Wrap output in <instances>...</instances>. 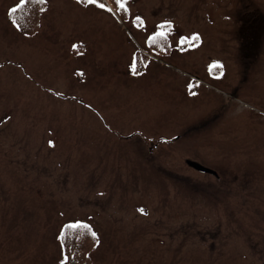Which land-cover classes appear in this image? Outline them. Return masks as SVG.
Returning a JSON list of instances; mask_svg holds the SVG:
<instances>
[{"label": "rangeland", "instance_id": "rangeland-1", "mask_svg": "<svg viewBox=\"0 0 264 264\" xmlns=\"http://www.w3.org/2000/svg\"><path fill=\"white\" fill-rule=\"evenodd\" d=\"M21 1L0 0V264H60L67 225L92 264H264V0H28V30Z\"/></svg>", "mask_w": 264, "mask_h": 264}, {"label": "trees", "instance_id": "trees-1", "mask_svg": "<svg viewBox=\"0 0 264 264\" xmlns=\"http://www.w3.org/2000/svg\"><path fill=\"white\" fill-rule=\"evenodd\" d=\"M36 2L37 4L42 3L40 0H36ZM37 12V9H32L28 0H25L16 10L11 11V16L17 20L19 26H22L24 30H28L33 22L37 21L38 24ZM74 226L70 225V227ZM61 235L67 253L60 264H92L88 252L95 247V242L89 238L92 235L86 227L79 226L70 229L67 225L62 230Z\"/></svg>", "mask_w": 264, "mask_h": 264}, {"label": "water", "instance_id": "water-1", "mask_svg": "<svg viewBox=\"0 0 264 264\" xmlns=\"http://www.w3.org/2000/svg\"><path fill=\"white\" fill-rule=\"evenodd\" d=\"M189 165H191L192 167H194L195 169L199 170V171H204V172H211L210 169L203 167L202 165L195 163V162H188Z\"/></svg>", "mask_w": 264, "mask_h": 264}, {"label": "snow or ice", "instance_id": "snow-or-ice-1", "mask_svg": "<svg viewBox=\"0 0 264 264\" xmlns=\"http://www.w3.org/2000/svg\"><path fill=\"white\" fill-rule=\"evenodd\" d=\"M100 6H101V7H104L103 5H100ZM121 6H122V5H121ZM139 211H141V212H142L143 210H142V209H140Z\"/></svg>", "mask_w": 264, "mask_h": 264}]
</instances>
